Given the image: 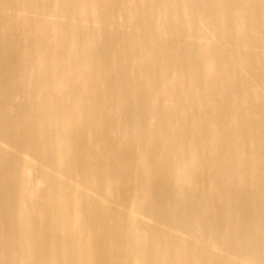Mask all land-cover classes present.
<instances>
[{"label":"bare ground","instance_id":"1","mask_svg":"<svg viewBox=\"0 0 264 264\" xmlns=\"http://www.w3.org/2000/svg\"><path fill=\"white\" fill-rule=\"evenodd\" d=\"M190 7L0 0V264H264V0Z\"/></svg>","mask_w":264,"mask_h":264},{"label":"rangeland","instance_id":"2","mask_svg":"<svg viewBox=\"0 0 264 264\" xmlns=\"http://www.w3.org/2000/svg\"><path fill=\"white\" fill-rule=\"evenodd\" d=\"M176 1H180V7L187 13L188 10H191V7H190V3H191V0H176ZM242 75L243 76H248L247 72L242 70ZM254 89H256V87H254ZM157 155L160 156L161 153L159 151H157ZM127 177H121L119 178L118 180H116L114 182L115 185H122L125 180H126Z\"/></svg>","mask_w":264,"mask_h":264}]
</instances>
